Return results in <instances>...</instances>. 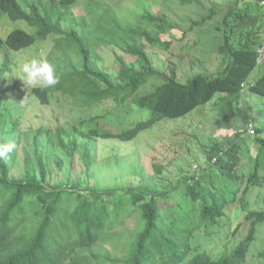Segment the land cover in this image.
<instances>
[{"label":"trees","instance_id":"16d2710c","mask_svg":"<svg viewBox=\"0 0 264 264\" xmlns=\"http://www.w3.org/2000/svg\"><path fill=\"white\" fill-rule=\"evenodd\" d=\"M134 1L138 7L125 19L112 6L75 15L72 9L79 0H30L29 11L19 0H0V19L5 14L35 29L28 33L16 28L5 39L0 36V143L13 140L17 148L24 142L21 175L12 173L16 148L7 162L0 161V264H246L257 227L264 223V210L251 209L246 199L251 189L264 186V122L261 128L253 125L249 140L239 139L236 130L224 144L205 145V166L159 190L150 185L81 188V181L64 170V179L52 182L50 165L73 166L76 156L93 175L97 140L131 142L164 119L184 117L208 104L218 121H246V86L264 100V64L261 73L247 81L258 65L264 0H212L220 5L218 10L205 8L202 0H160L161 15L145 6L147 0ZM177 6H194L196 11L174 20L168 14ZM215 20L206 33H193ZM190 34L193 43L186 40ZM207 35L218 39L215 52L222 65L213 75L197 73L185 83L173 68L168 74L154 69L145 50L148 44L168 51L174 43L179 51L200 49ZM47 38L51 42L45 60L55 65L60 82L32 88L33 98L49 105L56 96L76 109L109 102L104 113L74 121L70 132L63 126L21 130L19 117H13L4 102L1 87L12 52ZM105 46L134 56L135 62L117 55V73H111L98 63V49ZM153 78L161 82L140 93ZM260 202L264 205V196ZM235 205L246 212L249 226L244 235L219 256L215 249L197 244L199 235L221 236ZM131 216L134 227L119 246ZM105 244H113L122 255L111 254ZM259 256L264 259V250Z\"/></svg>","mask_w":264,"mask_h":264},{"label":"rangeland","instance_id":"374dc122","mask_svg":"<svg viewBox=\"0 0 264 264\" xmlns=\"http://www.w3.org/2000/svg\"><path fill=\"white\" fill-rule=\"evenodd\" d=\"M202 1L205 8L220 9V5L212 0ZM19 3L23 9L29 11L30 0H19ZM138 4L134 0H79L72 11L75 15H81L85 11L97 13L102 8L112 6L125 19H130ZM175 5L176 3H173V6ZM145 6L150 7L156 15L163 13L162 1L160 0H147ZM181 8L177 6V8L170 9L168 15L176 20L186 16L192 17V14L196 11L194 6L187 9ZM216 23L217 20L211 21L205 28H195L193 33L198 35L200 30L206 33ZM63 26H65L64 23ZM16 28L28 33L35 32V29L30 27L25 21L11 20L7 15H2L0 19V36L2 39H5L7 34ZM193 39V34L186 38L190 43H193ZM263 40L264 36L261 43ZM217 41L218 39L215 36L207 35L204 39L206 45L203 48H196L191 51H179L178 43L172 44L171 49L168 51L158 50L148 44H144L154 69L168 74L169 69L173 68L177 79L185 83L194 74L213 75L218 71L222 65V59L215 52ZM50 42V38L42 42L37 40L28 48L19 52L13 51L12 53L15 54L13 55L11 69L2 82L1 88L4 102L13 111L12 116L19 117V127L24 131L35 130L40 126L52 129L63 126L66 132H70V127L74 121L96 113H104L105 106L109 105V102L106 101L95 107L76 109L59 100L56 96L51 98L49 105H42L33 98L31 90L26 89L23 82L17 78L21 74L20 66L32 59L44 61L50 50ZM2 53L3 50L0 51V60L3 59ZM98 54L99 65L111 73H117V64L115 63V56L117 55H120L125 62H135L134 56L125 54L111 46L99 48ZM261 70L262 65L258 64L249 75L247 81L251 83L261 73ZM160 82L161 80L158 78L151 79L148 84L143 86L140 93L147 92ZM244 94L249 107L246 121L241 117L232 122L218 121L220 119L217 120V113L212 109L211 104H208L184 117L164 119L156 123L152 128L141 132L131 142H121L115 139L97 140L94 142L95 166L91 170L94 172L93 175L89 176L86 173L80 157L76 156L73 166L66 164L63 169H59L54 164L50 165L53 171L52 182L63 180L64 173H60V171L64 170L65 172L69 171L70 178L81 181V188L105 185L121 187L150 185L154 189L159 190L161 187H168L170 183L199 170L201 165L205 166L209 155L205 145L208 146L213 143L224 144L226 140L234 138L236 130L240 132L239 139L249 140L252 137L251 135H253V125L259 128L263 126L264 100L247 92V86L244 89ZM134 114L135 112L133 111L132 115ZM23 148L24 142L20 143L16 148L17 155L15 156L12 171L14 176L21 175L24 168L22 160ZM109 160L112 164L104 162ZM156 166L161 168L160 172H157ZM263 196L264 186H256L251 189L246 196L248 207L253 210H264L263 203H257V200ZM245 215L246 212H242L236 205L234 208H230L228 212V220L230 221H224L226 224L225 228L221 230V236L203 239L199 235L196 241L197 244L205 245L209 250L215 249V253L218 256L226 252L225 246H228L230 242H237L246 232L249 224L245 221ZM134 220L133 216L128 218V228L119 241V246L129 237V232L134 227ZM103 248L109 250L111 254L122 255V251L119 248H114L113 244H105ZM263 250L264 223L257 227L255 239L251 242L246 256V264H264V259L259 256ZM94 262L97 263V261ZM104 264L116 263L106 262Z\"/></svg>","mask_w":264,"mask_h":264},{"label":"clouds","instance_id":"9594fccd","mask_svg":"<svg viewBox=\"0 0 264 264\" xmlns=\"http://www.w3.org/2000/svg\"><path fill=\"white\" fill-rule=\"evenodd\" d=\"M20 73L17 78L23 82L28 90L36 87L47 89L60 82L55 65L47 60L32 59L26 61L20 66ZM15 148L16 143L13 140L0 143V161L7 162Z\"/></svg>","mask_w":264,"mask_h":264},{"label":"built area","instance_id":"2783aa9c","mask_svg":"<svg viewBox=\"0 0 264 264\" xmlns=\"http://www.w3.org/2000/svg\"><path fill=\"white\" fill-rule=\"evenodd\" d=\"M256 61H257V64H263L264 63V40L257 49Z\"/></svg>","mask_w":264,"mask_h":264},{"label":"crops","instance_id":"0c3cea01","mask_svg":"<svg viewBox=\"0 0 264 264\" xmlns=\"http://www.w3.org/2000/svg\"><path fill=\"white\" fill-rule=\"evenodd\" d=\"M264 64V63H263ZM263 64H261V65H263Z\"/></svg>","mask_w":264,"mask_h":264}]
</instances>
